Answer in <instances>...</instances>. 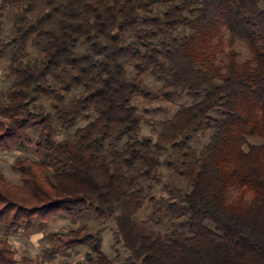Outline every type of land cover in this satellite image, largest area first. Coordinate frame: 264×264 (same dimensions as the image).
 Segmentation results:
<instances>
[{"label":"trees","instance_id":"16d2710c","mask_svg":"<svg viewBox=\"0 0 264 264\" xmlns=\"http://www.w3.org/2000/svg\"><path fill=\"white\" fill-rule=\"evenodd\" d=\"M5 53L0 152L21 150L37 132L35 159L11 165L20 181L0 170L7 235L92 209L115 222L127 252L118 264H264V0H0ZM146 75L160 84L156 95ZM181 97L192 102L161 120L137 106ZM43 100L64 130L94 118L56 142ZM206 135L201 149L191 146ZM162 168L183 186L165 185L156 200ZM146 207V223L173 226L164 236L140 234ZM50 237L52 254L84 246L83 264H116L87 225ZM0 264L44 262L17 258L0 237Z\"/></svg>","mask_w":264,"mask_h":264},{"label":"rangeland","instance_id":"374dc122","mask_svg":"<svg viewBox=\"0 0 264 264\" xmlns=\"http://www.w3.org/2000/svg\"><path fill=\"white\" fill-rule=\"evenodd\" d=\"M13 11H6L3 16V30L1 36H7L10 33ZM246 57L244 52L243 57ZM10 57L8 53H5L0 57V93L6 91L10 84L11 78L9 77L8 66ZM129 75L133 74L129 72ZM145 85L152 94H157L160 88V84L156 82L151 76L146 75L144 77ZM80 92L74 91L68 95V100L78 97ZM191 99L188 97L175 98L170 102H156V101H140L137 102V106L140 113L149 120H161L166 117H171L181 105H189ZM42 105L46 108L47 112L51 114L54 121V139L56 142H61L65 139H69L74 136L76 130L82 128L87 122L94 118L93 112L83 114L74 127L69 130L61 128L59 122L55 119L54 113L49 107V101L43 100ZM142 135H152V130L149 126H143ZM208 135V134H207ZM199 137L191 142V146L196 149H201L208 142V136ZM37 140V132H31L27 138L25 146L21 150H15L12 152H0V170L3 172L8 181L18 183L19 174L11 170V165L17 156L29 157L35 159L34 143ZM251 144H259L260 140L250 139ZM168 152L165 154L167 155ZM163 174L162 183L158 185L154 191L156 200H165L167 197L164 192L165 185L172 184L176 186H183L178 179H176L170 172L162 168ZM150 212V208L146 207L140 214H138L136 221L139 226L140 234H155L164 236L173 226L169 224L152 225L146 223L147 215ZM87 225L91 232L99 233L102 238V250L106 256L118 264L126 260L127 252L122 247L121 243L115 241L116 226L113 220L98 218L92 209L83 211L82 216L71 221L68 219H56L50 222L41 223L36 226L32 232H20L18 234L7 235L0 227V237L7 239L11 248L15 252L17 258L27 256L35 260L43 261L44 264H83L85 262L86 248L84 246H78L71 248L66 252L59 254H52L50 252L51 237L53 232L67 231L71 228H78Z\"/></svg>","mask_w":264,"mask_h":264}]
</instances>
